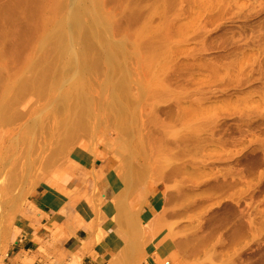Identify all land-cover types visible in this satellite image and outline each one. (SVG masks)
<instances>
[{"label":"rangeland","instance_id":"1","mask_svg":"<svg viewBox=\"0 0 264 264\" xmlns=\"http://www.w3.org/2000/svg\"><path fill=\"white\" fill-rule=\"evenodd\" d=\"M9 1L0 0L7 26ZM65 3L68 16L73 0ZM84 6L82 23L96 14L106 26L90 67L67 65L46 92H3L18 100L10 115L19 119L2 122L12 139L0 136V264H264V0ZM105 42L122 53L114 69L99 56ZM31 54L28 46L22 57ZM126 165L147 173L124 199L114 185ZM120 201L133 230L120 228L142 246L131 259L104 228L118 224ZM150 201L161 211L149 213Z\"/></svg>","mask_w":264,"mask_h":264},{"label":"bare ground","instance_id":"2","mask_svg":"<svg viewBox=\"0 0 264 264\" xmlns=\"http://www.w3.org/2000/svg\"><path fill=\"white\" fill-rule=\"evenodd\" d=\"M85 1L86 0H73V6L68 16L63 11L66 6L65 0H53L51 3L50 0H10L6 3V5L10 7V10L7 12L11 14L13 22L12 25L7 26L5 25V20L0 17V136L3 141L2 145L14 136V134H11L12 132L2 128V122L10 120L12 117L18 118V114L10 115L11 112L15 111L18 100L16 97L13 99L3 97V92L13 91L18 88L24 91L41 90L46 92L56 87V84L61 82L63 75L62 71L67 65L74 63L77 66L75 74H79V72L81 73L82 71L84 72L90 67L88 58L91 51L95 49V44L92 41L101 38L100 35L106 31V26L102 23L101 17L96 14L92 16L90 24L82 23L83 17L88 12V10H85ZM47 4H49V6ZM53 12L56 14L50 18ZM4 13L5 10L1 8L0 14ZM77 43L81 47L78 53L74 49ZM105 43L106 44L102 46L103 50L99 56L101 59L110 63L111 67L114 69L119 65L118 58L122 53L120 50L117 51V49L113 48L116 46H112L109 42ZM28 46L32 48V54L22 57ZM39 50H42L41 54H39ZM19 71L23 73L22 76H18ZM56 75L58 76L57 78ZM83 100L86 101L85 98ZM114 101L118 105L116 111L119 114H123L126 106L125 99L119 94H115ZM88 113L89 109L85 107L83 109V126L86 124L85 118H87ZM122 131L125 132L124 130ZM23 134L24 132L22 135ZM117 145L120 146V148L126 146L125 143L121 144L120 142H118ZM4 153V160H8L11 155L7 153L6 148ZM10 159L11 157L8 161H10ZM24 160L26 164L23 165L22 172L24 174V181H26L31 178L30 171L33 170L34 159L28 156L25 157ZM127 164L130 168H133L131 162H127ZM128 166V171L124 170L121 174V178H119L116 185H114V191L121 185V188H126L123 194L124 199L127 196L128 189L130 188L131 190L134 188L136 182L143 179L144 174L147 173V170H144L141 178L139 175L136 177L132 174L129 175L130 169ZM1 191L2 190H0V215L2 205L1 199H3ZM161 198L160 201L164 204V196ZM120 202L121 203L115 205L113 212V215L117 217L116 223L118 224L114 223L113 225L106 223L104 224V228L110 227V232H108L109 237L107 239L110 242L108 244L117 250L115 244L117 240H120L123 243L122 246H118L120 254L124 252L126 257L131 259L134 255L141 253L142 246H138L132 237L130 239L126 233L121 230L120 227L128 223V227L132 231L133 222L131 220L132 213L129 204H125L122 201ZM162 206L163 205L160 204L156 210L150 201L149 213H158L159 210L162 209ZM52 207L53 206L50 208ZM125 219L127 221H125ZM19 220L20 223L23 222L22 218ZM158 227L161 226L158 225ZM2 228L3 223L2 220H0V231ZM80 238L85 239L87 237L80 234V236L75 237V240ZM87 240L88 238L86 241ZM103 247V245L98 246L100 256H103L101 253ZM131 252L134 253L131 254ZM164 264L170 263L164 262Z\"/></svg>","mask_w":264,"mask_h":264},{"label":"crops","instance_id":"3","mask_svg":"<svg viewBox=\"0 0 264 264\" xmlns=\"http://www.w3.org/2000/svg\"><path fill=\"white\" fill-rule=\"evenodd\" d=\"M152 204H153V207H155V209H156V207H158L159 205H160V203H159V205L157 204V202H152ZM87 258V257H86ZM87 259H89V258H87ZM93 261V260H92ZM90 264H94V262H92V263H90Z\"/></svg>","mask_w":264,"mask_h":264}]
</instances>
